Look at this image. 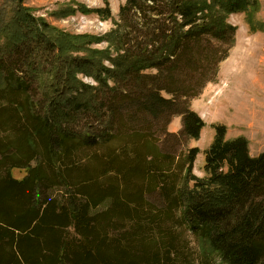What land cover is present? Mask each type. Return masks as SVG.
Wrapping results in <instances>:
<instances>
[{
	"label": "trees",
	"instance_id": "obj_1",
	"mask_svg": "<svg viewBox=\"0 0 264 264\" xmlns=\"http://www.w3.org/2000/svg\"><path fill=\"white\" fill-rule=\"evenodd\" d=\"M260 8L126 0L94 37L0 3V264H264V152L218 125L199 177L186 146L205 128L191 102L235 44L227 18Z\"/></svg>",
	"mask_w": 264,
	"mask_h": 264
},
{
	"label": "rangeland",
	"instance_id": "obj_2",
	"mask_svg": "<svg viewBox=\"0 0 264 264\" xmlns=\"http://www.w3.org/2000/svg\"><path fill=\"white\" fill-rule=\"evenodd\" d=\"M4 1L0 0V3ZM259 2L261 8L258 11L233 14L227 18L228 23L237 28L235 44L220 64L215 81L191 102V108L205 122L200 139L189 140L186 144L200 150L194 165V173L199 177L205 176V151L211 145L214 127L218 125L226 126L228 139L247 138L253 156L264 152V0ZM125 3L126 0H25V6L33 16L45 20L52 27L73 35L94 37H105L114 29ZM107 6L111 10L108 20L81 11V8L94 10ZM250 22L255 27L251 28ZM107 46L103 41L92 48L105 50ZM83 80L97 85L92 79ZM182 127L183 118L177 116L168 125V131L178 134ZM25 173L16 170L14 176L21 179ZM186 234L195 259L198 256L195 240ZM214 264L221 262L217 259Z\"/></svg>",
	"mask_w": 264,
	"mask_h": 264
},
{
	"label": "crops",
	"instance_id": "obj_3",
	"mask_svg": "<svg viewBox=\"0 0 264 264\" xmlns=\"http://www.w3.org/2000/svg\"><path fill=\"white\" fill-rule=\"evenodd\" d=\"M260 153H262V152H260ZM259 155V154H258Z\"/></svg>",
	"mask_w": 264,
	"mask_h": 264
}]
</instances>
